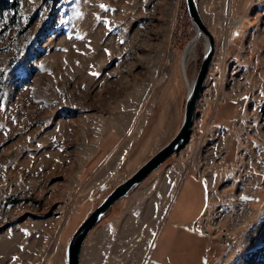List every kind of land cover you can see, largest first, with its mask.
<instances>
[{"label": "rangeland", "instance_id": "obj_1", "mask_svg": "<svg viewBox=\"0 0 264 264\" xmlns=\"http://www.w3.org/2000/svg\"><path fill=\"white\" fill-rule=\"evenodd\" d=\"M256 1L252 12L264 8ZM254 13L216 17L222 30L179 151L208 185L200 219L213 246L208 264H264V11ZM195 35L185 0H20L0 16V264L65 258L76 228L131 175L122 162L79 194L85 135L114 123L118 96L128 107L145 100L147 133L165 121L168 139L175 135L185 108L181 56ZM205 46L202 36L188 55L189 82ZM122 199L87 236L81 264H149L162 225L138 240V225L122 220L110 236Z\"/></svg>", "mask_w": 264, "mask_h": 264}, {"label": "crops", "instance_id": "obj_2", "mask_svg": "<svg viewBox=\"0 0 264 264\" xmlns=\"http://www.w3.org/2000/svg\"><path fill=\"white\" fill-rule=\"evenodd\" d=\"M255 1L230 0L229 9L227 0H197L199 12L212 33L222 30L220 20L217 21L216 17L234 15L235 11L244 16L248 14L251 16L255 12L254 20L258 13L264 11V8L251 11ZM256 2L260 3V6L263 4L264 7V0ZM183 80L186 96L184 77ZM163 92L164 90L157 96H162ZM142 97L146 95L142 94ZM144 102L145 100L141 98L137 105L131 103L130 108L128 102L119 101L118 96L115 100L114 123L101 122L94 131L86 133L85 140H88L90 149L78 175L80 187H85L79 192L83 200L93 192V187L99 181L103 183L107 181V177L114 175V172L120 169V163L125 162L130 170L129 174H132L171 140L172 137L170 139L168 137L173 126L165 121L153 124L151 132L147 133L151 111L144 109ZM155 105L156 101L153 100L151 107ZM127 107L131 112H126ZM175 128L178 131L177 123ZM155 129L157 131L151 135ZM183 159L184 156L180 152L167 159L142 184L122 199V210L115 213L107 225V228L113 230L109 231L110 236L119 232L118 225L122 220L124 226L138 225L135 233L138 240H142L146 232L155 235L162 225L151 250L149 264H208L213 255V246L203 234L200 223L208 204V185L195 168H187L184 165ZM204 194L205 202L202 207H198ZM82 206L84 204L80 205ZM131 254L127 253L128 256ZM54 264H66L65 258L55 259Z\"/></svg>", "mask_w": 264, "mask_h": 264}, {"label": "water", "instance_id": "obj_3", "mask_svg": "<svg viewBox=\"0 0 264 264\" xmlns=\"http://www.w3.org/2000/svg\"><path fill=\"white\" fill-rule=\"evenodd\" d=\"M189 17L196 28V38H206V46L203 52L200 68L195 78L189 82L188 76L183 77L186 82V96L184 117L177 133L157 150L148 160L137 168L129 177L117 184L103 200L87 215L73 232L67 242L65 250L66 264H81V251L89 233L104 218L110 208L120 199L127 197L144 180L158 169L167 159L178 153L188 142L193 129L197 103L210 71L216 49L215 35L204 22L197 0H185ZM187 74V71H186Z\"/></svg>", "mask_w": 264, "mask_h": 264}, {"label": "bare ground", "instance_id": "obj_4", "mask_svg": "<svg viewBox=\"0 0 264 264\" xmlns=\"http://www.w3.org/2000/svg\"><path fill=\"white\" fill-rule=\"evenodd\" d=\"M199 39L196 38V36L192 39L191 42H189L187 44V46L185 47L182 56H181V66H182V70L183 73L185 74V76H187L186 74V66H187V59H188V55L194 51V49L196 48V44L198 42Z\"/></svg>", "mask_w": 264, "mask_h": 264}, {"label": "trees", "instance_id": "obj_5", "mask_svg": "<svg viewBox=\"0 0 264 264\" xmlns=\"http://www.w3.org/2000/svg\"><path fill=\"white\" fill-rule=\"evenodd\" d=\"M20 4V0H0V16H4L6 10H16Z\"/></svg>", "mask_w": 264, "mask_h": 264}, {"label": "snow or ice", "instance_id": "obj_6", "mask_svg": "<svg viewBox=\"0 0 264 264\" xmlns=\"http://www.w3.org/2000/svg\"><path fill=\"white\" fill-rule=\"evenodd\" d=\"M101 7H104L103 5H101ZM105 51H107V50H105ZM94 75H95V73H94Z\"/></svg>", "mask_w": 264, "mask_h": 264}]
</instances>
